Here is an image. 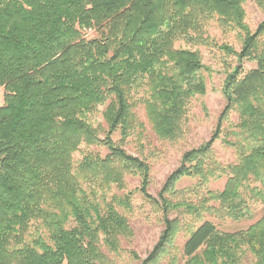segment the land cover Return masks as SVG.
<instances>
[{"label": "trees", "instance_id": "trees-1", "mask_svg": "<svg viewBox=\"0 0 264 264\" xmlns=\"http://www.w3.org/2000/svg\"><path fill=\"white\" fill-rule=\"evenodd\" d=\"M245 1L0 0V264H110L134 234L136 193L163 225L142 264H264V20L252 31ZM213 20L242 42L218 45L237 59L226 105L212 136L183 153L154 196L150 163L124 147L142 125L136 93L160 139L185 138L211 68L175 43H207ZM243 59L256 66L245 71ZM101 105L105 129L87 119ZM221 139L236 161L219 159ZM83 143L108 152L76 161ZM128 177L140 185L129 188ZM223 177L222 190L210 188ZM183 178L195 183L178 188ZM258 204L262 216L246 229L226 232L214 220L251 219Z\"/></svg>", "mask_w": 264, "mask_h": 264}, {"label": "rangeland", "instance_id": "rangeland-1", "mask_svg": "<svg viewBox=\"0 0 264 264\" xmlns=\"http://www.w3.org/2000/svg\"><path fill=\"white\" fill-rule=\"evenodd\" d=\"M246 11L245 21L252 31H255L258 25L264 20V10L258 6L255 0H246L244 2ZM205 35L209 36L207 43H189L183 39L176 41L175 47L189 48L199 50L203 61L211 70L205 71L207 82V92L204 95H197L192 99V104L188 113L187 128L188 132L185 138L176 142L160 139L153 130L145 111V107L139 100L144 96L143 90L136 93L137 106L135 112L141 126L137 127L136 131L129 136L125 142L126 150L137 156H141L148 160L151 165V184L149 192L158 196L165 180L175 170L181 161L185 151L200 146L207 141L213 134L218 118L226 105V99L223 94L222 87L226 76L231 67L236 65V57L228 56L227 53L219 48L218 45L228 43L234 46L237 50L242 47V42L239 36L238 29H228L222 27L218 22L211 21L205 28ZM91 33V32H90ZM244 70L248 71L256 66L254 61L243 59ZM2 94V88H0ZM2 100H0V105ZM104 105L99 106L96 110L87 113V119L95 127L107 128V123L103 116ZM231 122L238 121V114L232 113ZM226 127L230 126L225 124ZM101 135L104 133L101 130ZM116 141H121L122 134L117 131L113 135ZM217 156L222 162L230 163L236 161V154L231 147H228L224 140H218L214 144ZM100 152L105 155L108 152L107 148L97 147L94 145L88 146L83 143L81 149L74 153L76 161L80 160L86 152ZM127 182L129 188L134 189L140 185L138 177H128ZM195 183V179L183 178L178 182V188H186ZM226 184V178L213 180L210 183V188L213 190H222ZM122 193L116 187L110 193ZM256 214L253 218H245L243 220L214 219L220 225V228L226 232H235L241 229H246L262 216L263 205L255 206ZM130 221L133 228V236L124 241L123 249L118 254L111 255L110 264H142V261L148 257L153 250L163 229L162 223L159 221V214L154 212L151 205L143 198L140 193H136L133 199V209L130 212ZM34 231V229H32ZM184 242L182 237H179L177 243L181 246ZM162 259L155 264H168V261Z\"/></svg>", "mask_w": 264, "mask_h": 264}]
</instances>
